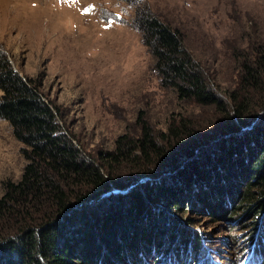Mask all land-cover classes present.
<instances>
[{
	"label": "trees",
	"instance_id": "trees-1",
	"mask_svg": "<svg viewBox=\"0 0 264 264\" xmlns=\"http://www.w3.org/2000/svg\"><path fill=\"white\" fill-rule=\"evenodd\" d=\"M134 20L160 87L211 118L178 114L155 131L139 111L136 134L92 156L41 82L0 53V119L25 160L2 186L0 264H264V43L233 53L236 83L221 90L182 32ZM192 205L235 228L244 251L222 257L189 231L180 215Z\"/></svg>",
	"mask_w": 264,
	"mask_h": 264
},
{
	"label": "rangeland",
	"instance_id": "rangeland-1",
	"mask_svg": "<svg viewBox=\"0 0 264 264\" xmlns=\"http://www.w3.org/2000/svg\"><path fill=\"white\" fill-rule=\"evenodd\" d=\"M138 13L182 32L184 48L221 90L236 83L233 53L264 43V0H0V53L20 75L41 82L45 99L92 156L112 150L119 135L136 134L139 111L155 131L178 114L211 118L209 109L191 108L160 87ZM19 149L0 119V197L2 186L21 176ZM199 210L181 212L189 231L222 257L244 251L235 228Z\"/></svg>",
	"mask_w": 264,
	"mask_h": 264
},
{
	"label": "water",
	"instance_id": "water-1",
	"mask_svg": "<svg viewBox=\"0 0 264 264\" xmlns=\"http://www.w3.org/2000/svg\"><path fill=\"white\" fill-rule=\"evenodd\" d=\"M110 192H116L117 193L118 191L115 188L111 187V190L109 191V193Z\"/></svg>",
	"mask_w": 264,
	"mask_h": 264
}]
</instances>
